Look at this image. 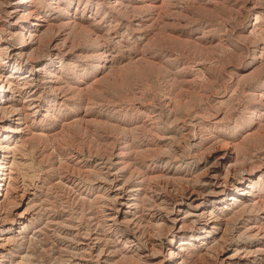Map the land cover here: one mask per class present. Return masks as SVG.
I'll list each match as a JSON object with an SVG mask.
<instances>
[{
	"label": "bare ground",
	"instance_id": "bare-ground-1",
	"mask_svg": "<svg viewBox=\"0 0 264 264\" xmlns=\"http://www.w3.org/2000/svg\"><path fill=\"white\" fill-rule=\"evenodd\" d=\"M67 1L63 0L64 3ZM71 1L69 5L67 3L65 6L60 0H48L49 9L51 8L53 11L51 14L47 13L49 11H44L38 0H0V199L4 188L10 181L8 156L6 155L9 152V147L6 143L9 139L27 131L35 134L39 130L36 127L42 126L41 117L53 120L55 123L59 122L60 129H66V127L69 129L70 126L76 125L84 127L88 131L90 127L98 130L93 127L102 129L108 126L110 134L113 129H116L119 134L124 136L121 145L101 146L100 143L103 144L107 137L104 138L103 135L98 138L90 134V136L88 135L90 142L99 141V146H70V151H66L67 148L58 147V155L61 157L60 163L63 161L67 163V166H71L75 173L83 175L88 172L85 162L79 159V155L87 153V156L98 155L101 160L105 161V165L110 164L118 174L123 175L121 181L124 182H118L117 188L114 186L118 206L115 214L112 215L114 218L108 220L113 226L118 225L123 215L130 216L132 214L135 200L139 201L138 207L142 208L141 202L144 197L152 198L154 204L148 213L151 225L144 223L142 215L119 223L120 227L124 229V233L127 234L125 237L128 240L132 238V241L129 242H135L133 245L125 246V249L120 248V252L125 253V256L129 255L128 252V254L125 252L129 249L134 250V253L136 251L141 253L142 257L139 255V259L136 257L138 253L132 254L130 257L136 262L145 260L143 257L146 258L145 256L158 252L159 259L153 261L152 264H242L246 260V250H241L242 247L239 248L237 243L239 240L234 238H231V241L228 239L229 242L226 239L227 242H225L224 232L233 218L237 219L239 216H244L245 213L247 217L242 220L244 222L237 225L239 227L237 238L247 236L251 240L259 239L251 246L255 249L254 252L264 256V121L261 120V114L264 113V91L254 88L246 93V96L253 98L252 102L254 103L247 112L250 120L249 125L245 128L239 126V132L245 131L247 128L249 130L240 141H236L233 134L231 135L224 129L226 127L224 124L225 113L222 110L210 113L209 117H213L212 120L209 117L204 119V128L213 130V134L206 137L203 144L206 162L204 173L193 176L176 173L172 168L165 167L166 165L159 167L153 160L156 153L150 158V154H152L149 153L152 150L150 143L139 141L137 136L141 132L147 135L152 130L154 112L147 113L139 108L137 109L139 115L137 114L136 118L128 119L125 115L121 117L120 113L127 109L130 111L129 107L123 106L120 101L119 103L108 100L103 103L105 104L103 106L118 113L123 120H120L118 124L103 123L98 120L102 113L97 111V105H95L97 102H92V100L96 99L99 94H107L105 80L111 78L117 69H123L128 65L133 66V70H140L139 73L142 74L140 77H142L140 80L138 79L139 81L137 80L138 83L128 86L127 92L123 94L124 97L130 93H137L136 85L138 84L149 85L150 73H147L144 68L150 64L155 66L154 71L151 72L159 77V82L168 84L167 87H170V90L173 88L180 93L195 82V78L187 74L191 70L184 71L185 68L190 67H185V64L176 66L178 54L171 46L163 45L160 52L150 53L151 46L157 47L152 44V41L157 38L162 40V43L164 41H173L180 45L189 43V39H185L186 37L184 38L181 33L189 24L188 15L192 14L187 9L188 7H185L187 5H183L186 0H178L174 4L169 0H163L159 6L151 3L140 4L142 3L140 0V2L130 0L131 2L128 3H125L124 0H95L96 6L93 12V7L89 5L88 0H85L84 3L83 0ZM81 2L83 9L79 13ZM75 3L76 6L73 8ZM101 9L103 11L108 9L110 15L116 14L118 18L125 19L129 25H132L134 32L145 35V37L143 36L145 40L140 48L136 45V48H133L129 34L123 33L122 36H115V33L113 35L114 30L106 28L105 25L102 26L103 23L98 19ZM155 10L159 11L153 12ZM108 12L106 11V14ZM255 19L257 20L258 16ZM126 28L128 30L129 27L126 25ZM114 37H117L118 42L127 50L125 53H127L128 62L120 68L114 64L118 54L110 53L112 45L110 43ZM190 43L197 44L196 42ZM67 59L73 60L75 64L71 67V69L73 68L72 73L69 74L60 64ZM230 74L221 73L219 82L222 83L218 87H224L225 94L215 95L216 99L230 97L227 92L228 87L236 86L238 83H232L233 78ZM226 75L231 79L226 78ZM260 76L264 77V71ZM31 80L47 84V89L54 96V99L50 101L53 103L42 105V95H36L37 89L30 88L33 85ZM17 82L20 84L23 82L25 87L18 88ZM125 88L127 87L125 86ZM235 88L238 89L237 86ZM24 90L27 92L26 97V92L23 93ZM16 92L18 95L15 97L19 99L13 98V101L19 103L11 101V97ZM20 97L23 99L20 100ZM140 102L138 103L140 106L146 107L144 103ZM63 105H66L70 112L61 109ZM166 105L170 107L169 100ZM259 108H262L263 111ZM64 115H68V119L65 117L64 121L66 122L62 127L60 119ZM33 117L34 119L30 120ZM178 117L180 116L178 115ZM48 128L50 127L48 126ZM59 128L54 129L52 134L37 132V135L44 137L57 135L60 132ZM244 139L250 141L259 139L258 141H261L262 144L250 145L248 149L245 148V151H241ZM106 148L109 150L107 151ZM68 169L67 171H69ZM72 171L69 172L70 176L61 174L63 180L73 187L77 200L89 201V207H94L96 195L92 196L91 191L80 186L82 184L77 185L75 174ZM108 198L110 197L106 199ZM15 216L17 218L14 223H23V213L15 214ZM239 219L241 220V217ZM96 221H99L98 217ZM108 221L103 220L105 223ZM4 228L6 229V225L3 226L0 220V233L4 231ZM217 237H219V242L216 240ZM196 238L204 240L203 243L201 242L195 247L194 253H199V255H192L183 244L173 246L171 243L175 239H179L180 242L182 240L192 242ZM166 239L170 242L163 246L166 244ZM6 244L5 239L0 237V255L4 256ZM115 251L117 250L115 249Z\"/></svg>",
	"mask_w": 264,
	"mask_h": 264
},
{
	"label": "rangeland",
	"instance_id": "rangeland-1",
	"mask_svg": "<svg viewBox=\"0 0 264 264\" xmlns=\"http://www.w3.org/2000/svg\"><path fill=\"white\" fill-rule=\"evenodd\" d=\"M60 1L66 6L67 3V5H69L71 0H64L67 1L66 3H64L63 0ZM74 1L77 2V0ZM88 1L90 2L89 5L93 7L92 12L95 11V0ZM129 1L130 0H124L125 3ZM133 1H142L140 4L151 3L159 6L162 4L163 0ZM169 1L174 4L177 3L178 0ZM47 2L48 0H38L39 5L42 6L44 11H49L47 13L53 14ZM82 2L84 3L85 0ZM82 2L81 8L78 11L79 13H81L80 11L83 9ZM183 5H187L185 7H188L187 9L189 12H192V14H189L187 17L189 21L187 28L183 31L184 33L181 32L184 38L186 37L185 39H189V43H184L183 45L173 41H164V43H162V40L157 38L152 41V44L157 47L154 48L151 46L152 49H150V53L154 54L160 52L161 46L164 47L163 45L171 46L178 54L176 66L185 64V67H190L188 69L185 68L184 71L186 72L187 70L188 72L191 70L187 74L195 78V82L192 83L187 90L180 93H178L179 91L176 92L173 88L170 90V87H167L168 84L161 81L159 82V77L151 72L154 71L153 69L155 66L150 64V66L146 65L145 68L143 67L147 73H150L148 78L149 85L142 86L138 84L136 85L137 91L135 90L137 92L135 94L137 95L130 93L131 95L129 94L127 97H124L123 94L127 92L128 86H131L132 83L133 85L134 83H138L137 80H140L142 77H140V75H142L139 73L140 70H133L134 67L128 65L123 69H117L111 78L105 80L106 82L104 85L107 94H99L92 102H97L95 103V105H97V111L102 113L98 120H101L103 123L118 124L120 120H123V118H121L124 117L123 115L128 119L131 117L136 118L135 116L138 114L137 109L139 108L142 111H147V113L153 111L155 118L152 130L147 135L144 132L137 134L139 141L150 143L152 147V150L149 151V153H152L150 154V158L156 153L153 160L159 167H164V165H166L165 167L172 168L176 173L197 176L198 174L204 173V165L206 163L203 153L204 141L206 137L213 134V130L204 128V119H207L210 113L216 111L221 112V110L225 113L224 124L226 127H224V129L231 135L233 134L232 136H234L236 141H240L249 131L247 128L245 131L242 130L239 132V126L245 128L250 123L247 112L248 108L253 106L252 104L254 102H252L253 98L246 96V93L254 88L264 91V77L260 76L264 71V0H186ZM75 6L76 3L73 5V8H75ZM251 8L252 10H250ZM106 11L108 12V9L104 11L101 9V13H99L98 19L103 23L101 25H105L106 28L114 30L113 35L116 34L115 36H122L121 34L123 33L129 34L133 48H140V45L145 40V35L137 34L133 31L132 25H129L125 19L121 17L118 18L116 14L112 16L109 12L106 14ZM158 11L159 10H155L153 12L157 13ZM88 14L89 12L87 16ZM257 16L258 19L256 20L255 17ZM117 21L120 22V25ZM126 25L129 27L128 30ZM117 42V37H114L113 41L111 39L110 44L112 45L110 53L114 55L118 54V56L115 57L114 64L120 68L128 62V59H126L127 53H125L127 50ZM190 42H196L197 44H192ZM60 64H62L61 66L64 67V71L68 74L72 73L71 70L73 68L71 69V67L75 66L74 61L70 59L64 60V63L62 62ZM223 72H227L228 74L231 73L233 78L232 83L240 82V84L236 83L238 89L235 88L236 86L230 85L227 89L228 96L230 97L218 98L220 99L218 100L215 98V95L225 94V88L222 86L218 87V85L222 83L219 81L221 79V73ZM225 77L231 79L227 75ZM31 84H33L30 86L32 90L37 89L38 94L36 93V95H42V105L46 106L49 103H53L50 101L54 99V96L49 89H47V84L43 82L38 83L35 80H31ZM125 86L127 88H125ZM17 87L24 88L25 86L23 82H21V84L17 82ZM235 89H237L236 92ZM24 92L26 91L24 90L23 93ZM17 95L16 92L15 95L11 97L13 103H19L13 101V98L16 100L19 99L16 98ZM26 95L27 92L25 97ZM22 97L25 98L24 96ZM23 98L20 97V100ZM108 100L120 101L123 106L129 107L130 111L126 108L127 110L120 113V115H122L120 117L118 113L103 106L105 105L103 103H106ZM168 100L170 102V107L166 105ZM139 101H141L140 103H144L146 107L140 106L138 104ZM133 102H135V105ZM61 109L65 112H70L66 105L61 106ZM260 110L263 111L262 108ZM68 115H64L60 119L62 127L65 124L64 122H66L64 120H66V118L68 119ZM145 115L144 117H146ZM178 115L180 117H178ZM261 115V120L264 121V113ZM212 118L213 117H209L210 120H212ZM33 119L34 117L30 118V120ZM40 119L42 123L40 124L42 126L36 127L39 130H37L35 134H32L33 132L31 131H27L28 133L24 132L20 136L9 139L6 143L9 147V152L6 155L8 156L10 181L4 188L0 199V220L3 226L6 225V229L4 228V231L0 233V237L5 239V244L8 243L6 244L7 253L5 252L4 256L0 255V263L152 264L153 261L159 259V254L156 252L150 256H145L146 258L143 257L146 261L140 260L136 262L135 259L130 257L132 254L136 255L138 253L137 251L134 253L132 249L125 250L126 253H129V255H126L127 257L124 255L125 253L119 251L120 248L125 249V246H130L135 243L129 242L132 241V238L128 240V238L125 237L127 234L124 233V229L120 227V222L129 221L132 218L142 215L144 217V223H147L146 225H151L148 213H150L151 206H153L154 203L150 196L144 197V200L141 202L142 208L138 207L139 201L137 202V200H135V205L131 211L132 214L130 216L123 215L118 225L113 226L111 221L108 220L113 217L112 215H114L117 210L118 204L116 200L118 198L115 190L118 182L123 180V175H121V173L118 174L110 164L107 163L105 165V161L101 160V158L95 154L91 156H87V153L79 155V159L85 162L84 164L87 166L86 170L88 172L83 174L84 176L82 173L79 174L78 172L75 173L72 171V167L67 166V163L64 161L60 163L61 157L58 155V147L67 148L66 151H70L72 146H99V141H94V143L90 142L88 139V135L90 136V134L98 138L103 135L104 138L107 137V142L103 141V144L100 143L101 146L121 145L124 136L119 134L116 129H113L110 134V127L108 126L102 129L93 127L98 130H94L90 127L88 131H86L84 127L81 128L80 126L73 125V128L70 126L69 129L66 127V129L63 128V130L59 128V122L55 123L53 120L50 121V119L45 117H43V119L41 117ZM183 120L184 122H182ZM48 126L50 128H48ZM56 128H59L58 131H60L57 135L50 137L37 135V132L52 134L54 133L53 130ZM159 136H161V138H158ZM258 140L259 139H252L250 141L244 139L243 144L245 147L242 145L243 148L241 147V151H245L244 149H248L250 145L257 146L258 143L261 145V141ZM67 169L69 171H67ZM71 171L75 174L72 175L76 178L77 185L82 184L80 186L91 191L93 194L92 196L95 197L96 195V205H94V207H89V201L83 200V202L82 199L77 200V198H75L76 192L73 187L63 180L61 174L70 176L69 172ZM123 182L124 181H121V183ZM106 189L107 191H105ZM98 196L101 197L98 198ZM104 197L110 198L106 199ZM21 213L24 215V220H22L23 223H14L15 218H17L15 214ZM97 217L99 221H96ZM240 217L241 220L239 219ZM246 217L247 214L244 213V216H239L237 219L233 218L225 228L224 241L227 242L226 239L231 241V238L239 240V242H237L240 246L239 248L242 247L241 250H246V260H244L242 264H264V256L254 252L255 249L251 246L258 242L259 239L255 238L251 240L247 236L238 237L239 239L237 238L239 234L238 226L244 222L242 220H245ZM103 220L108 222L105 223ZM167 240L168 239H166V244H163V246L170 242V240ZM216 240L219 242V237H217ZM118 241L121 242L119 243ZM201 242H204L202 238H196L192 242L186 240L180 242L179 239H175L171 243L173 246L183 244V246L185 245V249L192 253V255H199V253L194 252L196 251L195 247L200 245ZM115 249L117 251H115ZM139 255L141 256V253L136 255L138 259Z\"/></svg>",
	"mask_w": 264,
	"mask_h": 264
}]
</instances>
